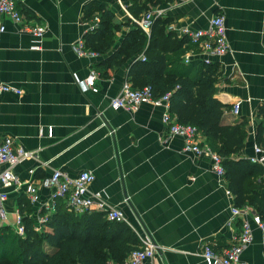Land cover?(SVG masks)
Masks as SVG:
<instances>
[{"label": "crops", "instance_id": "crops-1", "mask_svg": "<svg viewBox=\"0 0 264 264\" xmlns=\"http://www.w3.org/2000/svg\"><path fill=\"white\" fill-rule=\"evenodd\" d=\"M18 1L25 18L45 26L46 33L40 48L33 49L34 37L5 20L6 31L0 32V83L15 85L22 94H0V137H11L18 146L37 153V159L23 162L15 172L22 182L39 188L40 201L30 203L27 184L9 189V223L18 211L39 220L53 192L41 182L54 170L71 177L90 171L95 175L90 191L101 192L108 207L123 211L124 223L140 244L148 237L158 246L144 264H207L206 245L218 252L230 247L243 218L232 216L236 197L228 194V181L213 170L212 158L186 151L181 137L168 138L163 108L150 103L133 112L111 107V99L128 78L131 59L102 75L97 69L102 57L76 52V44L99 15L88 11L91 4L115 14L121 24L117 46L130 29L127 22L137 24L145 12L134 16L130 9L134 0ZM154 7L170 20L167 31L173 40L185 38L181 28L206 29L213 16H224L229 51L212 60L219 70L216 96L231 106L226 111L230 122L246 118L245 146L234 159H249L262 121L258 110L264 106V0H162L150 9ZM184 48V59L189 56L190 62L207 57L196 44ZM94 69L100 73L97 88L83 91L79 82ZM238 103L236 115L233 107ZM201 140L206 142L203 134ZM260 190L264 193V186ZM251 226L253 241L241 261L264 264V230L253 222Z\"/></svg>", "mask_w": 264, "mask_h": 264}, {"label": "trees", "instance_id": "trees-1", "mask_svg": "<svg viewBox=\"0 0 264 264\" xmlns=\"http://www.w3.org/2000/svg\"><path fill=\"white\" fill-rule=\"evenodd\" d=\"M161 1L134 0L130 9L138 17ZM19 3L17 0L18 9ZM88 11H98L101 18L99 26L84 37L86 47L102 57L97 64L101 74L108 75L131 59L128 78L135 89L149 86L155 97L170 93L172 115L180 123L196 126L206 138L204 144L223 158L225 178L237 206H250L264 221V193L260 190L264 166L247 158L234 159L245 146L247 121L237 117L230 122L226 111L231 106L217 98V63H186L184 47L191 41L188 37L173 40L167 31L169 19L158 18L149 35L138 24L127 22L130 29L117 46L116 32L121 24L115 14L97 3L88 6ZM258 116L262 121L257 142L261 143L264 106ZM56 206L41 230L33 219L25 217L24 237L7 226L0 231V264H124L139 247L135 232L124 222L108 220L105 212L78 213L62 201Z\"/></svg>", "mask_w": 264, "mask_h": 264}, {"label": "built area", "instance_id": "built-area-1", "mask_svg": "<svg viewBox=\"0 0 264 264\" xmlns=\"http://www.w3.org/2000/svg\"><path fill=\"white\" fill-rule=\"evenodd\" d=\"M182 1L188 2L190 0ZM164 17V10L159 7H154L146 11L137 21V24L149 35L156 20ZM6 19L12 20L20 27L21 31L29 33L34 37L36 44L33 46V49L40 48L42 39L46 33V28L40 24H31L17 8V0H0V32L6 31ZM100 21V16H95L89 25V31L97 28ZM181 33L185 37H188L192 44L198 45L207 55L204 59V62L207 64L213 62L212 60L214 58L223 57L229 51L225 18L222 15L213 16L210 20L209 27L206 29H191L185 27L181 28ZM76 52L82 57H100L99 53L86 47L85 39L76 44ZM189 58V56H185L184 60L186 63L190 62ZM99 77L100 73L95 69L92 70L88 78L79 82L81 89L83 91L88 89L96 90ZM4 93L21 95L22 90L12 84L0 83V94ZM170 95L168 93L161 97H155L151 87L146 86L142 89H135L132 82L127 78L118 95L111 99V107L133 112L137 111L142 104L150 103L153 106L163 108L162 120L168 128V138L181 137L184 139L186 151L193 152L197 156L202 154L209 155L213 160V170L219 177L226 179L225 170L222 165L223 158L207 144L202 142V133L198 128L192 124L180 123L172 115L170 111ZM240 108L241 105L239 103L235 104L233 113L238 115ZM37 158L36 152L28 151L18 146L13 138L0 137V224L10 226L17 235L22 237L25 236L26 232L24 224L25 215L20 211L16 212L12 226L9 225L10 215L6 205L8 192L11 188L18 190L24 184H27L26 194L28 195L30 203L36 204L40 201L39 188L33 182H22L15 172L16 167L23 162ZM249 159L253 163L264 165V139L261 143L257 142L254 145V154ZM35 172L36 170L32 169L30 174L34 175ZM94 180L95 175L90 171H83L78 176L71 177L62 170H54L50 176L45 177L41 185L44 188L52 189L53 192L51 203L44 207L42 216L36 222L37 229L41 230V224L47 220L48 215L56 212V203L58 201H62L78 213L101 211L105 212L106 218L110 221L124 222L125 215L122 210L108 207L101 192L90 191L89 186ZM228 194L233 195L231 191H228ZM40 209L42 210V207ZM232 216L234 218L242 216L243 218L239 234L236 236L234 243L223 252H218L210 245H206L203 251V257L207 264H243L241 261L242 253L253 241L251 222L264 230V221L250 206H235L232 209ZM158 249V246L150 238L146 237L141 239L140 246L131 252L124 264H144L156 255Z\"/></svg>", "mask_w": 264, "mask_h": 264}, {"label": "rangeland", "instance_id": "rangeland-1", "mask_svg": "<svg viewBox=\"0 0 264 264\" xmlns=\"http://www.w3.org/2000/svg\"><path fill=\"white\" fill-rule=\"evenodd\" d=\"M15 220V219H14ZM14 222V221H13ZM9 225H11L12 226V223H10ZM7 226V228H10V229H12L10 226H8V225H6ZM5 227V225L4 224H0V231L3 229ZM47 250L48 251H50V252H52V250L50 249V248H47Z\"/></svg>", "mask_w": 264, "mask_h": 264}]
</instances>
